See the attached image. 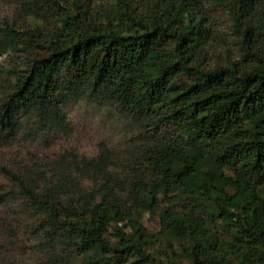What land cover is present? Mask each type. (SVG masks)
Masks as SVG:
<instances>
[{"label": "trees", "instance_id": "1", "mask_svg": "<svg viewBox=\"0 0 264 264\" xmlns=\"http://www.w3.org/2000/svg\"><path fill=\"white\" fill-rule=\"evenodd\" d=\"M207 4L233 18L240 60L204 67ZM8 52L27 60L0 97V147L70 134L64 108L81 99L155 134L126 171L103 144L46 168L2 167L13 187L0 183V206L14 200L20 214L2 220L0 249L26 264H264V0H20L0 21Z\"/></svg>", "mask_w": 264, "mask_h": 264}, {"label": "rangeland", "instance_id": "2", "mask_svg": "<svg viewBox=\"0 0 264 264\" xmlns=\"http://www.w3.org/2000/svg\"><path fill=\"white\" fill-rule=\"evenodd\" d=\"M20 0H0V21L4 18L11 19ZM93 5H105L115 0H91ZM207 13L205 26L207 28V58L204 67L215 68L241 59L242 49L239 36L235 29L233 18L227 11L214 4L204 7ZM26 57L10 52L0 57V97L8 84L6 78L9 71L22 70ZM72 132L68 135L61 132L50 133L41 136L36 141H27L18 137L11 144L0 147V183L9 189L13 184L6 180L1 168L16 169L22 165H37L46 168L61 158L71 160L73 157H94L98 154L101 144L106 146L115 156L121 160V168L125 167L126 156L146 137L155 134L154 131L144 132L143 126L130 115H125L117 107H97L95 104L81 99L71 101L64 108ZM158 134L166 135L167 127L158 129ZM120 169V168H119ZM86 190L92 189L89 182L82 184ZM162 207L180 209L181 203L173 200H162ZM18 202H8L0 206V224L5 220L9 222L20 214ZM24 216H21L23 220ZM141 224L150 232L159 229V220L156 216L145 214L141 218ZM1 226V225H0ZM126 230H129L127 228ZM6 233L0 227V243L6 242ZM22 240V239H20ZM155 250L165 256L167 249L162 243L155 246ZM28 254L13 251L9 247L7 251L0 249V264H6L4 260H13L14 264H26L30 260Z\"/></svg>", "mask_w": 264, "mask_h": 264}]
</instances>
